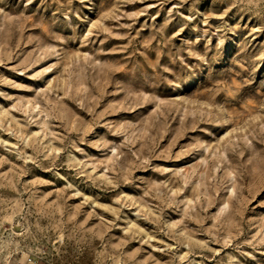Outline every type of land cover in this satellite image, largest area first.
I'll use <instances>...</instances> for the list:
<instances>
[{
    "label": "rangeland",
    "instance_id": "rangeland-1",
    "mask_svg": "<svg viewBox=\"0 0 264 264\" xmlns=\"http://www.w3.org/2000/svg\"><path fill=\"white\" fill-rule=\"evenodd\" d=\"M264 264V0H0V264Z\"/></svg>",
    "mask_w": 264,
    "mask_h": 264
},
{
    "label": "built area",
    "instance_id": "built-area-1",
    "mask_svg": "<svg viewBox=\"0 0 264 264\" xmlns=\"http://www.w3.org/2000/svg\"><path fill=\"white\" fill-rule=\"evenodd\" d=\"M28 262H29V263H33V264L36 263L35 260H30V259H28Z\"/></svg>",
    "mask_w": 264,
    "mask_h": 264
}]
</instances>
